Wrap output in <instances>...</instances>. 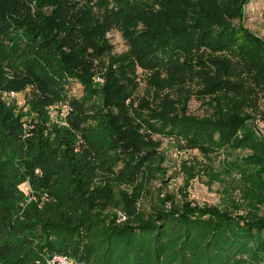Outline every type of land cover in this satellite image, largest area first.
Here are the masks:
<instances>
[{"label": "trees", "instance_id": "obj_1", "mask_svg": "<svg viewBox=\"0 0 264 264\" xmlns=\"http://www.w3.org/2000/svg\"><path fill=\"white\" fill-rule=\"evenodd\" d=\"M249 1L0 0V264L58 253L86 264H264V39L244 25ZM114 29L122 54L107 39ZM29 86L27 112L1 97ZM194 98L203 115L190 112ZM53 106L66 108L55 136ZM157 135L206 158L187 163L190 176L228 181L225 207L156 188L167 173ZM24 183L48 202L18 218Z\"/></svg>", "mask_w": 264, "mask_h": 264}, {"label": "rangeland", "instance_id": "obj_2", "mask_svg": "<svg viewBox=\"0 0 264 264\" xmlns=\"http://www.w3.org/2000/svg\"><path fill=\"white\" fill-rule=\"evenodd\" d=\"M244 25L248 27L256 35L264 39V0H250L249 3L244 7ZM107 39L114 46V53L122 54L128 50V45L122 36V33L114 29L107 34ZM98 64V63H96ZM140 88L136 93V96H141L145 88V73L141 69H138ZM94 85L102 86L105 82L104 69L101 66L95 68V73L92 78ZM32 92V87H27L24 90H4L1 92L3 101L14 107L16 112H27L28 110V96ZM69 94L72 97L80 98L83 96V86L79 81H72L69 86ZM262 108L264 109V99L262 100ZM207 111L206 107L201 104L199 100L194 98L190 103V112L196 115H203ZM47 117L50 124V130L47 134H53L55 136V127H62L66 125V108L62 107V110L58 111L57 107L53 106L47 110ZM26 119V118H24ZM257 125L264 136V123L261 121L257 122ZM31 123L25 122L24 129L26 131L32 129ZM154 139L162 142V151L166 157L165 167L167 173L163 180L155 183L156 188L161 189L164 193L168 192L178 199L186 198L197 205H213L222 206L227 205V187L230 190L228 181L224 184L214 182L203 173H197L194 176H190V172L185 171L187 163L192 164L194 162H206V158L203 157L197 150L182 149L181 146L175 143L171 138L164 136H154ZM218 166V163L215 164ZM218 169V167H217ZM196 170H201L196 168ZM196 170L193 173H196ZM20 192L24 195L25 202H17L16 206L18 209L14 210L13 215H17L18 218H23L24 212L31 204H35L37 210L45 211L47 199H38L30 191L28 183L21 184L19 186ZM232 190V189H231ZM238 192H235L237 197ZM22 203V204H21ZM147 205V200L143 202ZM42 211V212H43Z\"/></svg>", "mask_w": 264, "mask_h": 264}, {"label": "built area", "instance_id": "obj_3", "mask_svg": "<svg viewBox=\"0 0 264 264\" xmlns=\"http://www.w3.org/2000/svg\"><path fill=\"white\" fill-rule=\"evenodd\" d=\"M118 222L126 221L127 217L123 212H119ZM35 264H86L75 261L70 256L64 254H54L52 256H46L44 259L37 261Z\"/></svg>", "mask_w": 264, "mask_h": 264}]
</instances>
